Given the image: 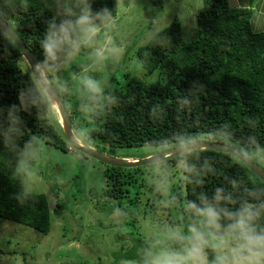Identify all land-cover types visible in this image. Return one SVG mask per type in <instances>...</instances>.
Segmentation results:
<instances>
[{
	"label": "trees",
	"instance_id": "obj_1",
	"mask_svg": "<svg viewBox=\"0 0 264 264\" xmlns=\"http://www.w3.org/2000/svg\"><path fill=\"white\" fill-rule=\"evenodd\" d=\"M50 3L51 0H27V7H22L20 0H0L4 7L0 18L12 27L36 59L42 58L39 41L46 21L54 14ZM104 6L113 12L115 0H96L94 4V8ZM254 16L251 8L233 9L228 0H201L195 12V39L184 37L180 20L174 17L166 28L135 50L147 75L156 71L161 76L165 73L161 80L146 85L145 81L126 74L123 82L115 79L103 85L106 94L116 98L117 106L91 115L81 112L80 104L76 105L72 109V126L88 146L100 144L104 153L142 148L148 141L172 147L191 133L199 141L207 138L217 144L220 141L212 133L217 136L227 133L223 139L227 141L230 137L237 148L249 147L248 139L254 137L264 147V31L255 32L256 21L251 22ZM134 47L132 44L129 50ZM23 61L27 66L24 67ZM30 71L13 41L0 34V107L18 104V91L29 87L34 79ZM185 97L191 101L188 108L181 107ZM153 108L159 109L155 117L151 115ZM21 116L24 134L17 141L21 147L35 136L67 152L65 136L51 105L39 100L37 107ZM175 163H178L175 158L167 160L168 167ZM186 163L194 169L191 176L184 170V164L177 176L185 204L197 200L201 192L211 196L217 186L228 187L231 179L241 181L242 188L264 184L223 152L198 149L188 154ZM206 163L213 171L204 175ZM15 164V150L0 143V224L11 221L46 236L51 229L47 198L28 193L26 183L22 187L20 177L14 175ZM105 166L102 191L105 197L117 201L129 199L133 187L139 189L138 195L147 188L146 177L151 168ZM160 182L169 183V175L164 173ZM22 193L27 195L20 204L17 197ZM189 215L193 218L190 212ZM117 233L116 241L122 246L112 257L137 263L138 253L150 242L133 233Z\"/></svg>",
	"mask_w": 264,
	"mask_h": 264
},
{
	"label": "rangeland",
	"instance_id": "obj_2",
	"mask_svg": "<svg viewBox=\"0 0 264 264\" xmlns=\"http://www.w3.org/2000/svg\"><path fill=\"white\" fill-rule=\"evenodd\" d=\"M228 1L233 9L255 11L251 21H256L253 29L264 31V1ZM115 3L112 26L99 35L97 44L115 51H107L105 59L97 62L91 55L92 49L86 48L72 61L63 64L53 76V79L59 76L67 87V91L61 93V99L70 119L72 109L85 99L75 76L86 73L105 85L115 79L123 82L124 75L129 74L147 85L161 80L165 73L161 76L156 71L147 75L134 54L138 47L166 28L174 17L180 20L185 38L197 37L195 12L201 6V0H120L119 5L115 0ZM132 44L135 47L129 50ZM23 65L25 67V62ZM72 129L76 136V128L72 126ZM77 140L104 153L100 144L88 146L81 137ZM37 147L38 157L31 162L33 175L26 182L27 192L46 196L51 229L48 235L42 236L28 227L2 221L0 264H122L112 257L122 246L116 241L117 232L122 235L133 233L151 242L162 239L169 227L186 229L194 221L185 207L184 193L177 178L183 164L151 169L146 177L147 188L141 189L140 195L137 194L139 189L133 187L129 199L124 197L117 201L103 195L106 170L103 163L68 144L67 152H61L41 139H38ZM147 153L148 146L116 149L114 153L105 151L104 154L124 161L128 160L126 158H149ZM164 173L169 175V183H159Z\"/></svg>",
	"mask_w": 264,
	"mask_h": 264
},
{
	"label": "clouds",
	"instance_id": "obj_3",
	"mask_svg": "<svg viewBox=\"0 0 264 264\" xmlns=\"http://www.w3.org/2000/svg\"><path fill=\"white\" fill-rule=\"evenodd\" d=\"M95 3L96 0H51L49 7L54 14L46 21L39 41L42 58L35 62L29 58L30 76L34 79L29 87L18 91V104L0 107V143L15 150L14 175L20 177L22 187L33 175L31 162L38 157V138L32 136L22 147L17 143L24 134L21 113L37 107L38 101L44 100L49 106L55 104L61 108L63 114L61 93L66 92L67 87L59 76L53 79L54 74L85 48L92 49L91 55L97 62L105 59L107 51H115L97 46L99 35L112 26L114 17L106 6L94 8ZM20 6L27 7V0H20ZM3 10L0 5V11ZM0 34H9L3 20H0ZM74 78L85 95L79 105L81 112L100 115L117 106L116 98L106 94L99 80L86 73ZM190 105L187 97L181 101L182 108ZM158 111L153 108L151 115L155 117ZM67 134L70 142L80 138L79 134L73 136L70 127ZM212 135L220 141L221 148L228 144L231 158L245 169L256 175L264 172V147H260L254 137H249V147L237 148L230 137L227 141L223 139L227 133ZM147 146L149 158H143L141 164L154 170L166 168L163 154L169 149L161 147L159 141H148ZM210 146L191 133L174 142L173 158L184 164V170L191 176L194 169L186 163L188 154ZM88 155L92 156V152ZM211 171L213 169L206 163L202 172L207 175ZM26 195L22 193L17 197L20 204L24 203ZM185 207L193 216V223L186 229L169 227L162 239L153 240L140 250L137 264H264V184L253 183L251 187L242 188L241 181L231 179L228 187L217 186L211 196L201 192L197 200L187 201ZM122 264L133 262L125 260Z\"/></svg>",
	"mask_w": 264,
	"mask_h": 264
},
{
	"label": "water",
	"instance_id": "obj_4",
	"mask_svg": "<svg viewBox=\"0 0 264 264\" xmlns=\"http://www.w3.org/2000/svg\"><path fill=\"white\" fill-rule=\"evenodd\" d=\"M0 20H2L0 18ZM3 22L8 26L9 29V34L7 35L12 41L13 43L16 45V47L18 48V50L20 51L21 57L26 61V63L28 64L29 68H30V64H29V58L32 59L33 62H35L36 58L33 55V53L25 46V44L23 43L22 39L17 35V33L12 29V27L7 24V22H5L3 20ZM31 70V68H30ZM47 80V78H45ZM54 111L56 112L57 117L59 118V125L61 127V131L62 134L65 136L66 142L67 144L77 150L82 152L83 154H85L86 156L88 155V152L91 151L92 152V156H89L91 158H94L96 160H98L99 162L108 165V166H113V167H121V168H134V167H139L141 166V160H118L112 157H109L105 154L99 153L96 150H93L90 147H87L83 144L80 143L79 140H75L74 142H70L69 138H68V134H67V129L70 127L73 133V136H75L73 129H72V122L70 119V116L63 104V114L61 111V108H58L55 104H52ZM203 143H206L208 145H211L210 147H202L200 149H209L212 151H216V152H223L226 154L230 155L229 152V146L224 145L223 148H221L217 143H212V142H208V141H201ZM174 156V149L169 150L165 153L164 155V159L165 160H170L173 159ZM254 176H256L259 180H261L264 183V172H261L259 175H256L255 173H252Z\"/></svg>",
	"mask_w": 264,
	"mask_h": 264
},
{
	"label": "crops",
	"instance_id": "obj_5",
	"mask_svg": "<svg viewBox=\"0 0 264 264\" xmlns=\"http://www.w3.org/2000/svg\"><path fill=\"white\" fill-rule=\"evenodd\" d=\"M262 1H264V0H262ZM238 6V5H237Z\"/></svg>",
	"mask_w": 264,
	"mask_h": 264
}]
</instances>
